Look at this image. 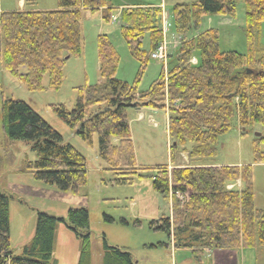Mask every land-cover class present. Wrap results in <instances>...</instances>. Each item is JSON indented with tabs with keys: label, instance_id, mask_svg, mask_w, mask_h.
Returning <instances> with one entry per match:
<instances>
[{
	"label": "trees",
	"instance_id": "trees-1",
	"mask_svg": "<svg viewBox=\"0 0 264 264\" xmlns=\"http://www.w3.org/2000/svg\"><path fill=\"white\" fill-rule=\"evenodd\" d=\"M244 8L247 49L239 54L220 51L216 29L198 30L205 17H234L235 0H189L175 5L170 33L181 36L176 64L166 70L162 65L144 91H138V79L129 86L115 78L119 55L106 34L98 35L100 82L78 88L71 110L53 108L55 116L88 146L96 136L97 156L114 174V184H132L136 178L147 177L154 191L170 199V217L152 224L166 230L177 248L182 243L183 248L193 249L192 242L210 250H264V209L254 207L251 166L174 165L178 146L183 148L187 143L193 144L189 161L214 157L218 139L230 131L234 116L242 132L254 125L264 131V49L259 43L264 0H244ZM85 11L101 12L104 22L112 21L108 0H57L55 10L0 12L3 68L30 92L44 89L46 75L48 88L57 90L63 80L65 57L82 53ZM162 14L163 8L157 5L119 10L121 36L142 71L165 36ZM146 34L149 51L142 49ZM192 58L197 61L194 65L189 63ZM143 107L167 112V132L172 140V168L148 167L156 170L151 175L142 174L136 163L127 118L128 109ZM0 130L9 140L30 143L36 159L23 162V173L74 195L86 185L84 156L62 144L60 134L24 102L0 96ZM262 143L264 136L255 138V163H264V152L258 149ZM238 180L240 189H226ZM176 193L186 195L183 203ZM8 203L9 197L0 191V264H50L59 224L79 240L77 264H92L86 209H69L68 221L38 212L31 243L17 256L10 246ZM101 264L135 263L128 251L109 246L103 239Z\"/></svg>",
	"mask_w": 264,
	"mask_h": 264
},
{
	"label": "rangeland",
	"instance_id": "rangeland-1",
	"mask_svg": "<svg viewBox=\"0 0 264 264\" xmlns=\"http://www.w3.org/2000/svg\"><path fill=\"white\" fill-rule=\"evenodd\" d=\"M19 0H0V10L17 11ZM26 2V9L40 11L55 10L57 0H32ZM112 8V21L104 22L101 12L85 11L81 21L82 53L65 60L62 68L63 80L57 90L48 88V77L44 76L43 90L30 92L18 83L3 68L0 62V96L19 100L27 104L47 124L57 131L62 144L72 146L86 159V185L78 194L62 192L55 186L23 173L24 161H35L30 151V143L23 140L12 141L0 130V191L9 197V238L14 255L24 254L29 246L36 228L38 212L48 214L56 219L68 221V210L84 208L88 212V234L91 245V263L101 264L103 239L109 246L128 251L135 264H237L235 259H225L227 255L220 250L190 243L193 249L183 248L182 243L175 247L166 230L155 229L152 224L170 217L171 202L162 194L152 189V180L147 177L136 178L132 184H114V174L97 156V138L88 146L53 113V108L63 106L71 110L76 102L78 88L94 86L101 80L98 71L96 39L100 34L109 37L119 55L115 78L129 86L136 84L138 91L146 90L157 78L161 66L172 68L176 64V47L181 36L170 33L171 12L175 5L189 0H108ZM137 5H157L163 7V29L168 45L166 64L150 60L144 71L131 56L119 29V10L122 7ZM163 5V6H162ZM235 16H208L198 29H216L219 34L220 51H233L245 54L247 49L243 28L245 25L244 0H235ZM25 9V10H26ZM167 18V19H166ZM229 19V20H227ZM227 20V21H226ZM169 23V24H168ZM166 24L169 25L166 26ZM194 33V32H193ZM260 47L264 49V24L261 26ZM142 49L149 51L148 34L143 37ZM198 57H196L197 59ZM142 114L138 120V113ZM128 125L131 133L135 159L142 174H154L155 167L170 165L169 148L172 140L167 132L168 115L165 110H153L145 107L140 111L127 110ZM152 118L153 123L149 120ZM258 135L264 136L260 125L240 130L237 117L234 116L230 131L218 139L216 155L210 159L191 160L192 164L209 166H245L252 169V187L254 207L264 209V163L254 162V140ZM193 144L187 143L183 148L178 146L175 162H180L181 155L188 154ZM264 152V143L258 147ZM169 168V167H168ZM146 176V175H145ZM241 181L227 185V190L240 189ZM169 196L171 197L170 193ZM176 242V240H175ZM177 244V242H176ZM79 240L68 229L58 225L50 264H77ZM242 251L247 264H264V250L232 249ZM229 251V250H225ZM220 253L222 259L217 261L213 254ZM221 257V256H220Z\"/></svg>",
	"mask_w": 264,
	"mask_h": 264
},
{
	"label": "crops",
	"instance_id": "crops-1",
	"mask_svg": "<svg viewBox=\"0 0 264 264\" xmlns=\"http://www.w3.org/2000/svg\"><path fill=\"white\" fill-rule=\"evenodd\" d=\"M18 2V10L17 11H21V10H25L26 8V2L27 1H24V0H19V1H17ZM31 3L32 2V0H28V3ZM26 10H36V9H32V8H27ZM0 12H3L2 10H0ZM227 20H229V19H227ZM226 20V21H227ZM264 24V23H263ZM263 24H262V28H263ZM140 109L141 108H136V111H140ZM147 109H149V108H147ZM141 117H142V114L139 112L138 113V120H140L141 119ZM151 123H153V120H152V118H150V120H149ZM153 125H155L154 123H153ZM181 155H183L182 156V159H180V162H175L174 163V165L176 166V167H185V166H188L189 165V163H190V161H189V158H188V154H181ZM176 161V160H175ZM198 164V163H197ZM169 167V169H171L172 167L171 166H168ZM242 250V249H241ZM203 253H205V254H208V253H210L211 252V250H207L206 252L203 250L202 251ZM220 253H225L226 252V256H225V259H230V260H232V259H235L236 261H237V264H247V262H246V257H243V255H241L240 253L242 252V251H240V250H234V251H231V250H229V251H225V250H220L219 251ZM220 253H218V257H217V254H213L214 255V259L217 261L218 259H222V256L223 255H221ZM221 256V257H220ZM226 264H231L230 262H226Z\"/></svg>",
	"mask_w": 264,
	"mask_h": 264
},
{
	"label": "built area",
	"instance_id": "built-area-1",
	"mask_svg": "<svg viewBox=\"0 0 264 264\" xmlns=\"http://www.w3.org/2000/svg\"><path fill=\"white\" fill-rule=\"evenodd\" d=\"M163 31L165 32V30H163ZM164 41H165V36L163 38V41L158 45V47L151 52L150 58H151V60L159 61V62H162L163 64H166V61L168 58V45H169V43H166L167 41L166 42H164ZM189 63L194 65V64H196V60L191 59L189 61ZM175 195L181 203H183L186 199V195H182L179 193H176Z\"/></svg>",
	"mask_w": 264,
	"mask_h": 264
},
{
	"label": "water",
	"instance_id": "water-1",
	"mask_svg": "<svg viewBox=\"0 0 264 264\" xmlns=\"http://www.w3.org/2000/svg\"><path fill=\"white\" fill-rule=\"evenodd\" d=\"M67 58H69V56L65 57V60H66ZM258 136H259V135H258Z\"/></svg>",
	"mask_w": 264,
	"mask_h": 264
}]
</instances>
